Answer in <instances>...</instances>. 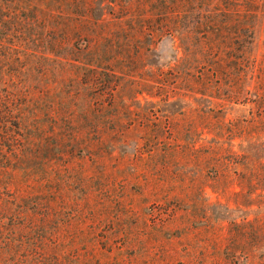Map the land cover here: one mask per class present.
I'll return each instance as SVG.
<instances>
[{
    "label": "rangeland",
    "instance_id": "obj_1",
    "mask_svg": "<svg viewBox=\"0 0 264 264\" xmlns=\"http://www.w3.org/2000/svg\"><path fill=\"white\" fill-rule=\"evenodd\" d=\"M35 2L72 44L12 63V89L70 135L72 183L42 185L71 198L67 264L83 226L124 264H264V0Z\"/></svg>",
    "mask_w": 264,
    "mask_h": 264
},
{
    "label": "trees",
    "instance_id": "obj_2",
    "mask_svg": "<svg viewBox=\"0 0 264 264\" xmlns=\"http://www.w3.org/2000/svg\"><path fill=\"white\" fill-rule=\"evenodd\" d=\"M41 7L35 0H0V264H67L68 261L71 198L67 201L54 188L44 195L42 185L45 174L62 176L65 183H72L69 160H73V151L69 134H63L66 139L61 143L59 132L48 127L41 110L29 103L26 87L12 89V63L30 57L47 59L65 44H72L68 35L47 27L50 18L42 13ZM91 41L89 37H80L73 48L89 54ZM104 44L111 46L112 42L105 39ZM96 53L100 57L108 50ZM247 60L242 59L244 72L248 69ZM191 62L194 80L206 85L208 74L214 72L213 66L205 57H193ZM64 145H67L66 154L61 151ZM211 151L214 150L210 148ZM72 232L78 248L72 251L70 264L126 262L123 244L106 240L108 233L100 227L83 226ZM88 238L92 242L91 253L86 257Z\"/></svg>",
    "mask_w": 264,
    "mask_h": 264
}]
</instances>
